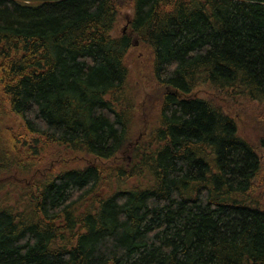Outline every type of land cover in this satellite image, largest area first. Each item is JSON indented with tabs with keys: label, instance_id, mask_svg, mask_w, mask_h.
I'll return each mask as SVG.
<instances>
[{
	"label": "trees",
	"instance_id": "1",
	"mask_svg": "<svg viewBox=\"0 0 264 264\" xmlns=\"http://www.w3.org/2000/svg\"><path fill=\"white\" fill-rule=\"evenodd\" d=\"M136 41L157 99L131 149ZM237 107L264 109V0H0V264H264V139ZM55 148L111 164L55 174Z\"/></svg>",
	"mask_w": 264,
	"mask_h": 264
},
{
	"label": "rangeland",
	"instance_id": "2",
	"mask_svg": "<svg viewBox=\"0 0 264 264\" xmlns=\"http://www.w3.org/2000/svg\"><path fill=\"white\" fill-rule=\"evenodd\" d=\"M21 4H29L30 6H40L44 3H52L56 0H15ZM128 14L127 13H121L120 19L117 22V28H116V34L117 35H123L128 32V22L126 21ZM125 31V32H124ZM136 39H134L135 41ZM140 42L136 41L134 43V50L130 51L129 55L127 56V64L133 65L130 70V83L129 88L132 92L131 95L135 98V103L137 105V108L134 113H136L135 118L136 120H133L134 125V135H131V149L138 145L142 140H147L149 132L151 130V127H149L152 122L150 115L152 113V108L149 111H146L150 107V102L157 99L156 94L152 92L153 90V84L150 79V76L148 78L149 73V50L148 47L145 45L140 46ZM136 48V49H135ZM200 97H208L211 100H216L217 95L214 94V92H203L199 93ZM134 105V103H133ZM147 112L149 115L144 113ZM236 120H237V126L239 133L244 137L247 138L250 142H254L255 145L258 143L259 140L264 139V109H255L250 110L245 107H237L236 110ZM143 114H142V113ZM8 125H11L14 129L17 128V123L14 120H9ZM149 125V126H148ZM253 143V144H254ZM51 148V147H50ZM126 154L124 156H130L131 153L129 151L125 152ZM51 156H48L45 154V152H41L40 155H43L45 157V163L47 167L50 169L51 167H54L55 171L54 173H58L59 171L63 169H73L76 167L82 169L86 167L87 165H103L102 167L106 168L109 167L111 164V161L107 160H101L97 159L92 155H89L87 153H84L80 156L77 155H68L61 149L55 148L53 150H50ZM261 156H263L264 161V149L260 150L259 153ZM39 155V156H40ZM62 159V160H60ZM76 162V163H75ZM148 183V180L137 176L135 179H131L128 182H125L123 185H118L115 183L112 184L111 188L109 190H104V192H107V194L112 193L115 189H124V188H132L133 186H144ZM261 197L264 198V192H261Z\"/></svg>",
	"mask_w": 264,
	"mask_h": 264
}]
</instances>
